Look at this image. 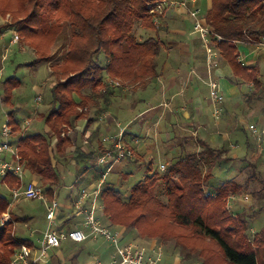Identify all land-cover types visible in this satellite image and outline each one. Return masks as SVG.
<instances>
[{
  "label": "trees",
  "instance_id": "trees-1",
  "mask_svg": "<svg viewBox=\"0 0 264 264\" xmlns=\"http://www.w3.org/2000/svg\"><path fill=\"white\" fill-rule=\"evenodd\" d=\"M161 1L165 0H0V15L13 16L11 23L0 24V33L18 26L35 48L34 64L51 60L48 49L65 21L71 28L68 52L52 73L56 84L51 108L39 114L50 132L18 138L26 172L36 176L50 198L57 196L60 182L55 157L70 151L73 145L71 135L62 136L64 128H73L78 120L87 118L92 103L107 101L112 94L110 79L120 85H133L157 76L163 42L154 36L142 40L135 29L154 30L161 25L165 12H151L154 4ZM204 16L203 22L212 27L214 35L222 37L218 46L224 57L238 74L253 82L255 90L261 88L257 70L238 61L236 43L264 39V0H210ZM100 53L106 56L104 64L97 61ZM21 83L14 76L4 79L0 85L4 99L0 96V103L11 102ZM6 123L13 131L21 132V122L13 109L8 111ZM78 147L82 158H96L100 153H85ZM104 150L105 147L101 152ZM223 152L225 149L207 146L200 152L182 155L164 172L149 174L132 186L126 200L120 190L105 185L104 216L110 225L134 228L141 235L155 233L166 239L176 238V244L187 250L186 258L197 252L208 260L213 254L203 242L208 237L219 250L215 255L221 259L220 264H264V227L252 235L248 217L227 208L228 196L241 193L244 185L230 179L210 191L213 194L206 192ZM249 166L254 168V178L264 180L256 164ZM6 179L11 186L19 182L10 173ZM256 193L258 200H264L261 190ZM8 209V198L0 193V215ZM19 242L31 245L28 239L13 233L12 222L0 227V264H11Z\"/></svg>",
  "mask_w": 264,
  "mask_h": 264
},
{
  "label": "crops",
  "instance_id": "crops-1",
  "mask_svg": "<svg viewBox=\"0 0 264 264\" xmlns=\"http://www.w3.org/2000/svg\"><path fill=\"white\" fill-rule=\"evenodd\" d=\"M188 1L195 2L197 0ZM187 10V5L169 6L164 13L161 25L154 30L158 31L157 37L163 42V48L157 58V76L142 84L111 86L112 94L107 101H101L98 104L92 103L87 118L78 120L73 128H64V131H69L68 135L72 136L73 145L70 152L79 146L78 150L85 153L98 154L105 147L102 142L103 136L124 127L126 130L125 139L128 145L134 149V158L147 156L150 159V165L155 154H161L167 161L171 157L175 160L182 155L190 152H200L205 147L210 146L215 149H225L222 155L223 158L219 166L213 170L211 178L219 177V175H222L221 173H227L228 178L221 180L220 184L230 179H237L244 184L239 178L245 161H248V165H250L249 162L256 164L257 173L262 174L260 165L263 164L264 166V133H262L264 113L262 115L256 113L252 102H255L254 100L262 101L264 92L261 91L263 95L250 97V91H252V94H256L260 89L263 90L260 73L261 69H264L262 67L264 61L257 50L263 47L262 42H264V39L262 42L239 41L236 43L238 61L249 68L257 70L261 88L255 90L256 87L253 82L238 74L234 66L222 54L218 46L219 42L222 41V37L219 38L214 34H210L211 40L206 44L200 32L196 31V25H192L191 19L188 18ZM13 31L9 28L0 34V43L5 45V49L10 44H17V42L12 41ZM147 38L141 39L145 40ZM209 48H211V51H209ZM210 53L211 62L209 60ZM4 59H6L5 55L1 59V63ZM211 76L221 77L224 85L225 98L220 103L223 110L220 117L214 115V109L219 104L217 103L215 106L214 101L211 99L209 87ZM2 82H0V85ZM0 96L2 98V95ZM248 121H253L254 124L248 126L246 124ZM24 124H26L25 121L21 122L22 130L20 133L13 131L14 142L18 143V138L25 135L23 134L24 131L29 128V124L26 126ZM253 126L257 127V131L253 130ZM231 137L235 139V144H233V141L230 142ZM83 159L85 160L86 157L82 158V161ZM167 161L162 163L166 167L173 162V160L171 162ZM55 162L57 166L59 162L63 163L60 159H56ZM73 162V165L80 164L79 162ZM101 171L88 178V183L81 188H76L75 185L68 187L66 203L62 204L60 202L61 211L55 221V227L72 228L82 226L83 217L76 211L73 199L79 195L83 187L96 182L100 178ZM28 176L37 180L38 183L36 176L26 172L25 179L32 180L27 179ZM83 176V174L80 175V177ZM0 185L10 191L11 195V189L14 186L9 184L6 177H0ZM60 186V183L56 186L57 197L60 194ZM207 189L209 190L208 186ZM8 201L9 206H12V201L9 198ZM40 201L43 202V200ZM99 201L102 208L98 210V214L104 223L102 194ZM8 212L11 215L10 209ZM105 219L107 218L105 217ZM29 220L30 217L22 218V221L26 223ZM11 222L14 223L13 220ZM48 226L49 220L47 219L46 228L40 231L39 234H36L35 231L33 236L37 235V238H33L32 232L28 233L27 236H16L28 239L29 243L35 245V249H37L36 241L42 237ZM109 227L120 230L124 241H130L122 227L113 225ZM96 242L89 239L77 243H85L93 247ZM108 246H110V252ZM111 247L108 244V249L100 248L98 252L105 261L112 254L113 249ZM164 257V253L161 254L159 264L164 261ZM54 259L55 256L49 253L41 264H55ZM91 261L92 257L86 264H91ZM167 262L166 264H184L179 254H175L172 262Z\"/></svg>",
  "mask_w": 264,
  "mask_h": 264
},
{
  "label": "rangeland",
  "instance_id": "rangeland-1",
  "mask_svg": "<svg viewBox=\"0 0 264 264\" xmlns=\"http://www.w3.org/2000/svg\"><path fill=\"white\" fill-rule=\"evenodd\" d=\"M188 18L191 19L192 25H196V18L191 15L190 11L194 8H199L201 10L200 19L204 21V14L206 10L210 7V0H197V1H187ZM204 16V17H203ZM13 21V16L11 13L0 15V24H7ZM188 25H190L187 22ZM18 26L9 27L13 29V34H19L20 38L17 44H10L7 49L5 45L0 43V82L6 79L7 77L14 76L21 79L22 83L17 89H15L11 102L6 103L3 101V104H0V131L3 125L7 122V113L9 110L13 109L15 116L21 121L26 123L30 121L29 128L24 131L23 134H31L35 132L48 133L49 128L45 122L40 118L39 114L42 112H47L52 105V88L56 84V77L53 76V70L55 66L63 62V58L68 52V46L71 38V28L70 25L65 21L63 23V30L58 35L56 40L51 44L48 51L52 56L49 62H40L34 64V59H36L37 54L35 48L29 45L28 40L24 35L18 30ZM6 28L5 30L9 29ZM5 30L2 32L4 33ZM136 34L141 38H147L149 36H158V31L152 29H144L136 26ZM0 33V34H2ZM14 37V36H13ZM8 39V37H6ZM246 41V40H245ZM264 47V44H262ZM256 48V46H254ZM259 48L257 52L261 54V58L264 61V48ZM257 49V48H256ZM6 56V59L1 63L3 56ZM98 62H105L106 56L104 53H100L97 57ZM264 67V63L262 64ZM261 68V67H260ZM260 79L262 81L263 90H259L256 94H252L250 91V97L261 95L264 92V69H261ZM120 83L115 85H119ZM113 86V85H112ZM210 87V86H209ZM262 91V92H261ZM0 95H3V89L0 86ZM38 95L42 96V100L38 101ZM263 95V94H262ZM2 99H4L2 97ZM263 100H254L252 102L254 111L259 115L264 113V97ZM121 102V100H120ZM16 103V104H15ZM15 106V107H14ZM216 106V104H215ZM214 106V107H215ZM217 106H220L217 105ZM219 108L222 109L220 106ZM223 111V110H222ZM253 121H248L246 124L250 126ZM26 126V124H24ZM245 135V133H244ZM1 140V139H0ZM233 141V144L236 143L235 139L231 137L230 142ZM73 152V151H72ZM68 150L66 153H57L56 159L62 160L63 163H58V172L60 180V194L59 201L64 204L65 199L68 195V187L70 185H75L76 188H81L88 183V178L93 177L98 174L102 169L97 163L94 157L83 159L78 156L77 149L72 153ZM72 155V157H70ZM77 155V156H76ZM154 156V155H153ZM81 157V158H80ZM85 158V157H84ZM175 161L174 158L165 159L161 154H155L153 157V162L150 165V159L146 157L138 158H126L121 162H118L114 165L111 172L106 177L105 185H110L120 190L122 197L126 200L131 192L132 186L136 183L142 181L147 175L154 172L162 173L160 165L164 162ZM73 161L79 162V165H73ZM251 163V162H249ZM150 165V166H149ZM219 168V167H218ZM227 167L225 168V170ZM254 168L248 165V161L244 162L242 167V174L239 178L244 182V187L242 194L250 195L251 200L245 203H237L234 205V211H240L245 216L248 217L250 222L249 231L253 235L264 227V209H261V206L264 204V200H258L256 190H261V193L264 194V180L262 178H254ZM260 169L264 176V166L260 165ZM84 175L80 177V175ZM124 174V175H122ZM219 177L211 179L208 183V188L210 191L214 190L217 185L220 184L221 180L227 179V173H221ZM260 176V175H259ZM27 179H32V181H37L30 176ZM207 188V187H206ZM212 189V190H211ZM0 193L4 194L7 198L12 201V206H9L11 210L13 233L21 237L27 236L30 232L33 236L47 226V216L45 209V202L37 199H28L22 198L20 200H12L10 191L6 190L2 185H0ZM161 197L164 199V194H161ZM252 206V207H251ZM12 208V209H11ZM8 209V210H9ZM242 209V210H241ZM8 210L3 212L0 215V218ZM23 217H30L28 223L23 222ZM103 221L106 226H110L105 216H103ZM31 228V229H30ZM125 235H127L134 244H142L149 247H156L157 250H160V254L165 255L164 261L161 264H166L172 262L175 258V254H179L182 257L184 264H220L221 259L215 255L219 252L216 244L208 237H205L203 242L206 244L209 250H212L213 254H210L208 260L205 257H200L197 252L192 254L191 258L184 257V254L187 250L176 244V238H162L159 235L154 234H145L141 235L137 229L129 228L124 229ZM37 238V235L33 236ZM107 243L103 240H98L93 247L85 243H77L72 240H66L62 243L61 248H55L50 250L52 256H55V264H86V262L92 257L97 255L101 256L99 252L100 248H107ZM109 247V252L110 246ZM112 248V247H111ZM108 249V248H107ZM163 251V252H162ZM158 254V256L160 255ZM186 255V254H185ZM102 257V256H101Z\"/></svg>",
  "mask_w": 264,
  "mask_h": 264
},
{
  "label": "built area",
  "instance_id": "built-area-1",
  "mask_svg": "<svg viewBox=\"0 0 264 264\" xmlns=\"http://www.w3.org/2000/svg\"><path fill=\"white\" fill-rule=\"evenodd\" d=\"M188 0H168L161 1L151 8V12L162 14L169 6L187 5ZM191 15L196 18V31L200 32L206 44L211 40L210 34H214L211 26L206 25L201 16V10L194 8L190 11ZM158 22V19L156 20ZM221 38L220 36H218ZM19 34L16 33L12 39L13 42L19 41ZM264 44V42H262ZM211 51V48H209ZM212 61L211 53L209 55ZM111 85L118 84L117 81L110 79ZM211 99L215 104L223 102L224 85L222 78L210 77L209 80ZM38 101L42 100V96L38 95ZM216 106L214 115L220 117L222 109ZM30 121H26V125ZM257 131V127H252ZM69 132V131H68ZM67 131L62 132V136L68 135ZM264 133V129L262 130ZM13 129L9 123H5L0 131V177L5 178L9 173L18 177L19 182L12 187V200H20L22 198L43 200L46 204V216L49 220V226L41 238L36 241L35 245L19 242V247L12 256L11 264H41L47 258L50 250L59 248L66 240L75 242H84L86 240L98 241L102 239L112 246V254L108 260H104L101 256L95 255L91 264H159L160 250L156 247H149L142 244H134L131 240L124 241L123 234L116 228L106 226L98 214V210L102 208L99 199L106 183V177L111 172L114 165L126 158L134 157V149L128 145L125 137L126 130L121 127L118 131L106 134L102 138L105 150L96 156V163L102 167L100 178L91 183L89 186L83 187L77 197L73 199V204L77 212L83 217L82 226H74L72 228L55 227V221L61 211V203L57 196L50 198L44 186L32 180H26V169L23 163V157L19 152V145L13 140ZM88 142L87 140L85 141ZM162 171L166 170V165L161 164ZM208 194H213L208 189ZM248 194L233 193L227 198V208L231 213H235L234 205L237 203H245L251 200ZM12 217L10 213H5L0 218V227L11 223ZM158 254H160L158 256Z\"/></svg>",
  "mask_w": 264,
  "mask_h": 264
}]
</instances>
